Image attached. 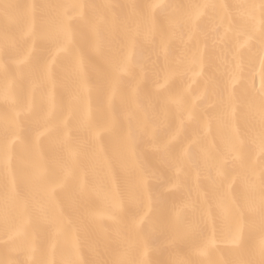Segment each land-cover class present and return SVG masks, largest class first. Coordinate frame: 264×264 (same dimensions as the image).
Instances as JSON below:
<instances>
[{
	"label": "snow or ice",
	"instance_id": "snow-or-ice-1",
	"mask_svg": "<svg viewBox=\"0 0 264 264\" xmlns=\"http://www.w3.org/2000/svg\"><path fill=\"white\" fill-rule=\"evenodd\" d=\"M0 264H264V0H0Z\"/></svg>",
	"mask_w": 264,
	"mask_h": 264
}]
</instances>
